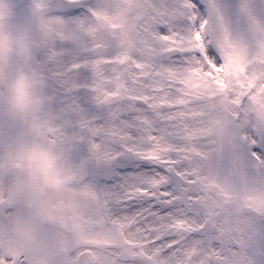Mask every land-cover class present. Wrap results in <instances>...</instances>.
I'll list each match as a JSON object with an SVG mask.
<instances>
[{
    "label": "snow or ice",
    "instance_id": "obj_1",
    "mask_svg": "<svg viewBox=\"0 0 264 264\" xmlns=\"http://www.w3.org/2000/svg\"><path fill=\"white\" fill-rule=\"evenodd\" d=\"M36 6L45 17L59 21L46 39L36 40L33 68L44 82V107L64 126L69 138L65 147L74 160H85L91 144L103 152L88 164L85 180L101 196L106 225L133 220L129 231L141 229L149 240L146 248L160 247L161 256L204 247L211 254L208 264H221L216 251L228 259L243 251L251 264H264V216L255 231L234 230L235 239L224 242L218 238V225L223 226L229 205L216 187L236 181L241 169L264 176V132L249 127L242 130L243 139H189L180 122L170 117L181 110L204 109L206 102L192 100L187 107L154 104L163 94L169 99L179 95L180 85L167 79L169 69H183L192 57L205 69V56L217 66L223 64L207 32L203 52L184 49L202 24L207 29L222 18L231 28L250 15H264V0H39ZM109 20L123 23L112 28ZM9 88L7 76L0 77V159L14 143L31 137L9 115ZM247 101L244 97L234 109V124ZM204 112L184 118L183 124L188 129L206 124ZM157 141L171 147L154 158L149 151ZM237 144L246 151L243 163L236 159ZM213 199L217 206L208 207ZM178 223L187 228L178 229ZM27 255L13 257L0 249V264H30ZM112 264L151 262L113 256Z\"/></svg>",
    "mask_w": 264,
    "mask_h": 264
},
{
    "label": "rangeland",
    "instance_id": "obj_2",
    "mask_svg": "<svg viewBox=\"0 0 264 264\" xmlns=\"http://www.w3.org/2000/svg\"><path fill=\"white\" fill-rule=\"evenodd\" d=\"M39 0H0V77L7 76L10 81L8 112L14 119L25 125L30 138H22L9 149L6 158L0 159V198H11L19 205L7 213L6 220L0 222V249L8 248L11 235L16 233L21 239L32 240V230L47 245L52 239L51 225L35 221L26 210L27 202H32L38 209L39 192L49 203L55 218L66 223L74 239L92 237L105 244L107 239L121 241L129 250L138 249V256L151 260V252L161 251L160 247L147 249L149 240L141 229L129 231L133 220L115 221L114 226L106 225L101 215V196L96 188L85 180L87 166L93 159H100L103 152L95 144L90 145L89 156L85 160H74L65 145L69 138L64 126L57 122L52 111L45 110L44 82L33 68L36 56V40L46 39L55 31L59 21L45 17L37 7ZM25 5L23 9L21 6ZM190 7V5H189ZM194 18V17H193ZM110 27H121L123 21H108ZM42 31L38 34L36 29ZM207 32L215 40L224 62L217 66L208 60L209 67L192 57L183 69H169L167 79L180 85L179 95L169 99L167 94L154 101L155 106L179 105L187 107L192 100L205 101L207 123L188 129L183 124L188 116L204 115V109L178 111L170 118L177 119L181 129L189 139L208 137L213 141H232L237 136H245V128L264 132V15H250L229 28L221 18L215 25H201L199 31L184 45L185 50L205 48L204 34ZM123 62V61H121ZM162 88V85H158ZM244 97L247 103L240 109L242 117L234 124L237 112ZM170 145L156 142L149 155L158 158L170 150ZM236 159L241 163L246 159L243 144L235 145ZM196 150V149H192ZM198 151V150H196ZM83 177V179H81ZM80 183H74V180ZM53 188L48 190V185ZM78 184L81 185L79 190ZM220 190L228 215L219 226V236L224 242L234 240V230L252 229L261 216H264V176L240 170L236 181H229L227 187ZM88 198L86 199V197ZM59 199V204L57 200ZM87 203H85L86 201ZM78 202L76 205L72 203ZM216 207L215 199L207 205ZM249 206V211L246 210ZM61 224V223H60ZM178 229H186L183 223ZM133 240L141 246H133ZM174 243V242H173ZM6 246V247H4ZM107 248L97 250L96 264H112L107 255ZM210 253L204 248L191 247L183 255L175 252L170 256H154L159 264H208ZM215 258L221 264H251L243 251L232 254V258L221 257L215 252ZM193 256L198 258L192 260ZM111 261V262H110Z\"/></svg>",
    "mask_w": 264,
    "mask_h": 264
},
{
    "label": "flooded vegetation",
    "instance_id": "obj_3",
    "mask_svg": "<svg viewBox=\"0 0 264 264\" xmlns=\"http://www.w3.org/2000/svg\"><path fill=\"white\" fill-rule=\"evenodd\" d=\"M15 249L16 251H21V253L24 252V249L21 248V246H19V243H16L15 244ZM81 251V249H77L75 248V246H71L70 244L66 247V248H63L62 249V256L64 258H68L69 260L71 258H73L75 255H77L76 253H79ZM53 252L52 253H46V254H42V250H38L36 252V255L35 256H38L40 257L41 256V261L44 263V264H54L53 262ZM110 255H113V253H110ZM29 259V258H28ZM29 261L31 262V260L29 259Z\"/></svg>",
    "mask_w": 264,
    "mask_h": 264
}]
</instances>
